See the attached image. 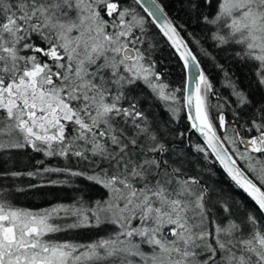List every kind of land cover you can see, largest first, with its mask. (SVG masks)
<instances>
[{
	"label": "snow or ice",
	"instance_id": "6c2138e0",
	"mask_svg": "<svg viewBox=\"0 0 264 264\" xmlns=\"http://www.w3.org/2000/svg\"><path fill=\"white\" fill-rule=\"evenodd\" d=\"M0 264H264V0H0Z\"/></svg>",
	"mask_w": 264,
	"mask_h": 264
},
{
	"label": "trees",
	"instance_id": "16d2710c",
	"mask_svg": "<svg viewBox=\"0 0 264 264\" xmlns=\"http://www.w3.org/2000/svg\"><path fill=\"white\" fill-rule=\"evenodd\" d=\"M217 60H219L221 64H224L225 67L228 69V71L235 73L236 76L240 78L242 87L247 85L248 69L246 67H241V65L238 63H229L225 61L222 54L217 56ZM169 67L173 68L175 73L177 74L174 75V83L179 84L180 83V77L178 75L179 69L175 67V62L173 61V63L170 64ZM204 67L209 72L215 86L218 89H221V92L224 96H228L229 90L226 88H221V81L223 78L222 73L216 70L215 68H213L212 63L208 60L204 61ZM254 98L259 100L261 98V93H256ZM177 127H186V122L182 121L180 125H177ZM192 139L194 142H197V137L195 134H193ZM51 163L55 165L56 161H51ZM216 173L217 174L215 176L211 177L212 180L223 186L228 191L238 195L239 197L241 198L244 197L243 193L238 192L237 190L234 189V187L231 185V182L228 180V178L223 173V171L219 169V167H217ZM31 182L36 183L37 181L33 180ZM27 183L28 180L27 178H25L23 182L20 184V186L27 187ZM89 194L93 197H96L102 195V192L101 190L94 188ZM74 195H77V193L73 192L71 187H42V188L29 189L25 193H17V198H18V203L21 204L22 206L40 208V207H46L51 203H55L57 197L63 198V200L67 202Z\"/></svg>",
	"mask_w": 264,
	"mask_h": 264
},
{
	"label": "water",
	"instance_id": "95a60500",
	"mask_svg": "<svg viewBox=\"0 0 264 264\" xmlns=\"http://www.w3.org/2000/svg\"><path fill=\"white\" fill-rule=\"evenodd\" d=\"M197 137V136H196Z\"/></svg>",
	"mask_w": 264,
	"mask_h": 264
}]
</instances>
